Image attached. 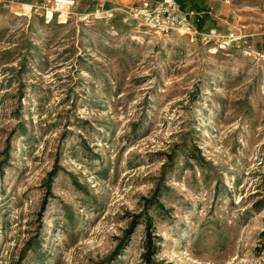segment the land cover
Here are the masks:
<instances>
[{
  "label": "rangeland",
  "instance_id": "rangeland-1",
  "mask_svg": "<svg viewBox=\"0 0 264 264\" xmlns=\"http://www.w3.org/2000/svg\"><path fill=\"white\" fill-rule=\"evenodd\" d=\"M47 1L0 0V264H264V57L214 50L264 0L193 34Z\"/></svg>",
  "mask_w": 264,
  "mask_h": 264
},
{
  "label": "built area",
  "instance_id": "built-area-1",
  "mask_svg": "<svg viewBox=\"0 0 264 264\" xmlns=\"http://www.w3.org/2000/svg\"><path fill=\"white\" fill-rule=\"evenodd\" d=\"M223 1L229 4L233 0ZM74 2L75 0H48L43 5L46 21H51L56 15L59 20H66L69 8ZM128 12L140 26L155 32L170 33L175 30L189 34L199 32L192 20V16L197 14L196 11L183 8L178 0H134ZM251 36L249 33L232 31L229 35L217 39L214 50H225L232 43L242 41L247 54L264 57V52L253 47Z\"/></svg>",
  "mask_w": 264,
  "mask_h": 264
},
{
  "label": "crops",
  "instance_id": "crops-1",
  "mask_svg": "<svg viewBox=\"0 0 264 264\" xmlns=\"http://www.w3.org/2000/svg\"><path fill=\"white\" fill-rule=\"evenodd\" d=\"M202 1V6H198L199 8L197 9V10H195L196 11V13L197 14H199V15H201V19H203L204 20V23H206L207 22V17H208V13H211V9H212V6H211V4H210V1L209 0H201ZM186 8H188V7H186ZM203 14H205V15H203ZM199 20V19H198ZM254 24H256L254 27H250V29L248 28H246L245 30L247 31V32H249V33H251V35H256V34H264V24H261V23H254ZM250 26V24L248 23V24H246V26ZM252 25V24H251ZM243 26V25H242ZM236 28V27H235ZM251 30V31H250ZM253 30V31H252Z\"/></svg>",
  "mask_w": 264,
  "mask_h": 264
},
{
  "label": "trees",
  "instance_id": "trees-1",
  "mask_svg": "<svg viewBox=\"0 0 264 264\" xmlns=\"http://www.w3.org/2000/svg\"><path fill=\"white\" fill-rule=\"evenodd\" d=\"M178 1H179V3L181 4V6H182L183 8H186V7H187V3H186L185 0H178ZM197 8H199V7H197ZM203 23H204V20H203V19H199V20L197 21V25L200 26V27L203 25Z\"/></svg>",
  "mask_w": 264,
  "mask_h": 264
}]
</instances>
